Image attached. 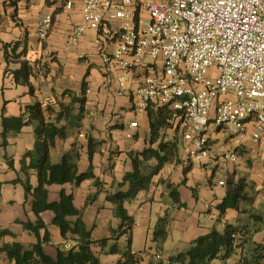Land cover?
<instances>
[{
	"label": "crops",
	"instance_id": "1",
	"mask_svg": "<svg viewBox=\"0 0 264 264\" xmlns=\"http://www.w3.org/2000/svg\"><path fill=\"white\" fill-rule=\"evenodd\" d=\"M46 16L53 18V25L48 39L42 42L38 29ZM82 21L79 1L68 10L64 0H0V228L16 235L0 238V245L2 242L29 244L36 241L19 221L27 218L36 221L32 196L27 199L24 183L29 177L33 187L38 185L36 173L29 171L27 176L22 166L24 155L34 148L35 127L28 125L21 132H9L4 137L3 118L20 116L28 105L36 102L53 103L66 90L79 94L83 81L87 84L83 127L67 139L58 140L52 157L54 162H59L76 144L80 171H87L90 166L89 138L92 137L95 144L93 172L101 185L96 186L94 179L79 186L52 185L49 187L50 200H59V192L64 188L74 194L76 207L83 209L91 197L83 219L88 228L93 229L96 239L110 237L111 230L118 229L121 224L107 195L115 192L125 173L132 170L129 153L147 147L149 121L147 112L135 111L130 96L116 95L115 85L109 82L115 78L117 70L106 73L103 55L113 52L116 42L108 41L101 46L94 30H86L77 42H72L73 30ZM5 45H10V55H16L10 62L6 60ZM25 49L27 51L22 53ZM25 61L33 68L30 77L33 91L15 81L13 71L20 70ZM136 120L138 126L131 127ZM209 132L213 140L211 158L189 164L180 158L179 162L166 164L154 176L151 188L125 205L135 220L131 249L133 253L145 256L143 264H148L149 255L156 251L153 232L168 209L172 210V221L160 252L163 259L183 251L195 239L215 228L223 230L226 223L246 222L251 212L264 213V140L258 143L246 140L238 147L228 133L214 127H210ZM236 148L239 153L236 161L220 157ZM169 184L177 188L185 207L173 208ZM239 184H243L247 194L240 210L229 208L221 214L219 205ZM41 216L52 234L51 245L58 246L63 240L58 227L51 224L53 213L48 211ZM254 239L260 243L264 241V227ZM115 244L121 250L125 249L128 237L109 241V247ZM45 248L55 256L56 250L51 252L47 246ZM106 255L113 263H103L101 256L103 264H115L120 258L118 254ZM238 258L234 256L227 264H237Z\"/></svg>",
	"mask_w": 264,
	"mask_h": 264
},
{
	"label": "built area",
	"instance_id": "2",
	"mask_svg": "<svg viewBox=\"0 0 264 264\" xmlns=\"http://www.w3.org/2000/svg\"><path fill=\"white\" fill-rule=\"evenodd\" d=\"M64 1L68 10L81 3L72 42L86 30L97 32L101 46L116 42L103 55L106 73L117 70L109 81L116 95L130 96L135 111L183 113L185 164L212 157L210 127L238 147L264 140V0ZM52 25L51 16L41 21L42 42ZM237 148L220 157L236 161Z\"/></svg>",
	"mask_w": 264,
	"mask_h": 264
},
{
	"label": "trees",
	"instance_id": "3",
	"mask_svg": "<svg viewBox=\"0 0 264 264\" xmlns=\"http://www.w3.org/2000/svg\"><path fill=\"white\" fill-rule=\"evenodd\" d=\"M9 47L10 45H5V56L10 62L16 55H10ZM26 51L25 49L22 53ZM13 73L17 83L27 85L33 91L30 82L33 68L28 61L23 62L21 69ZM86 104L87 84L83 81L79 94L66 90L53 103L36 102L28 105L20 116L3 118L4 137L9 132L19 133L28 125L35 127V145L24 155L22 166L27 176L29 171H34L38 178L36 187L30 184L29 177L24 183L27 199L29 195L32 196V211L37 219L19 221L36 241L29 244L20 241L2 243L0 254L4 255L7 264H103L101 254L120 255L115 264H142L145 260L142 253L132 252L130 238L135 220L129 215L125 205L135 200L141 192L148 191L154 176L166 164L180 161L182 140L179 127L184 118L183 113L174 111L169 106L148 107V145L142 151L129 153L132 170L125 173L123 181L118 183V189L107 195V201L113 204L115 215L121 219V224L118 229L111 230L110 237L96 239L93 237V229L88 228L83 219L84 209L91 200L83 209H79L75 205L73 193L63 188L59 192V200L51 201L49 189L52 185L79 186L90 179L95 180L96 186L101 185L93 172L95 144L92 137L89 138L90 166L87 171H80V153L76 144L62 155L59 162H54L52 157L58 140H65L81 131L87 112ZM168 187L173 208L185 207L177 188L171 184ZM97 194L98 191L95 197ZM246 196L243 184H239L219 205L221 214L229 208L240 210L241 202ZM48 211L53 213L51 224L58 227L63 240L57 246L55 256L45 248L53 242L48 225L41 216ZM171 221L172 210L168 209L159 218L154 229L153 241L157 246L155 255H149L148 264H227L234 256H239L237 264H264V241L260 243L254 239L255 234L264 227V213L251 212L246 222L226 223L223 230L215 228L195 239L183 251L163 259L160 252L167 239ZM8 235L16 237L13 232L0 228V238ZM122 237H128L125 249L121 250L116 244L109 247L110 240H120Z\"/></svg>",
	"mask_w": 264,
	"mask_h": 264
},
{
	"label": "rangeland",
	"instance_id": "4",
	"mask_svg": "<svg viewBox=\"0 0 264 264\" xmlns=\"http://www.w3.org/2000/svg\"><path fill=\"white\" fill-rule=\"evenodd\" d=\"M170 135H171V132H170ZM211 141H210V144L211 145H213V140L212 139H210ZM88 200H91V197H89V199ZM10 238H13L12 236L10 237ZM1 242V241H0ZM3 243V242H2ZM1 243V244H2ZM56 248H57V246H55V245H47V250L48 251H51V252H53V251H55L56 250ZM153 255V254H152ZM154 255H155V253H154ZM101 256H102V261H103V263H111L113 260H112V258L109 256V255H106V254H101ZM113 263V262H112ZM0 264H7V261H6V259L4 258V255H2V254H0ZM143 264V263H142Z\"/></svg>",
	"mask_w": 264,
	"mask_h": 264
}]
</instances>
